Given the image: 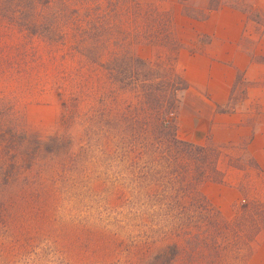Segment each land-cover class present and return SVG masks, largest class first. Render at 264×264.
Instances as JSON below:
<instances>
[{
    "label": "rangeland",
    "instance_id": "1",
    "mask_svg": "<svg viewBox=\"0 0 264 264\" xmlns=\"http://www.w3.org/2000/svg\"><path fill=\"white\" fill-rule=\"evenodd\" d=\"M223 3L264 32L239 0H0V264H264V233L224 258L191 251L192 199L175 178L199 164L168 143L174 130L188 142L209 106L177 58L209 41L195 25ZM202 134L196 145L243 194L231 202L208 179L196 190L232 221L243 196L264 199V174Z\"/></svg>",
    "mask_w": 264,
    "mask_h": 264
},
{
    "label": "crops",
    "instance_id": "2",
    "mask_svg": "<svg viewBox=\"0 0 264 264\" xmlns=\"http://www.w3.org/2000/svg\"><path fill=\"white\" fill-rule=\"evenodd\" d=\"M239 1L264 14V0ZM257 28L263 27L249 20L240 6L223 3L195 25L209 41L200 51H179L177 65L189 89L209 105L197 119H190L188 142L203 144L202 133L208 132L214 146L238 148L240 155L264 169V32ZM247 39L252 44L246 45ZM240 81L245 92L233 105V86ZM209 189H227L231 202L240 194L224 184L210 183Z\"/></svg>",
    "mask_w": 264,
    "mask_h": 264
},
{
    "label": "trees",
    "instance_id": "3",
    "mask_svg": "<svg viewBox=\"0 0 264 264\" xmlns=\"http://www.w3.org/2000/svg\"><path fill=\"white\" fill-rule=\"evenodd\" d=\"M185 84L187 85L186 82ZM217 110L219 112L225 111L222 108ZM158 130L160 133L163 131L161 127H158ZM174 132L172 133L173 138H171L170 142L168 140V143L177 150L192 154L194 157L193 161H197L199 164L191 180L183 182L179 181L180 178L178 176L175 178L176 185L181 186L183 190L187 188V192H190L192 199L188 205L190 208L186 213L187 221H189V226L191 227L190 231H193V228L195 230L193 234L191 232L188 234L187 244H189L191 251L194 252L195 247L201 245L214 253L216 258H224L228 249L239 253L243 251V248H249L259 235L264 233V199L252 198L247 200L243 196V202L240 201L241 203L239 202L238 206L235 207L237 214L233 220L227 222L219 220L220 213L209 203L207 198L196 190L197 185L206 179L218 184H225L224 173L219 171L217 161L213 160L211 156L213 150L207 146L179 141L174 138ZM177 163V161H174V166L178 169L179 165ZM249 164L254 166L257 172L264 174V169L254 162H249ZM233 167L240 168L236 165H233ZM177 186L174 187L175 191L178 190ZM237 188L242 193L240 187L238 186ZM214 215H216V218L213 217ZM174 250L171 254L172 259L179 254L178 250Z\"/></svg>",
    "mask_w": 264,
    "mask_h": 264
}]
</instances>
